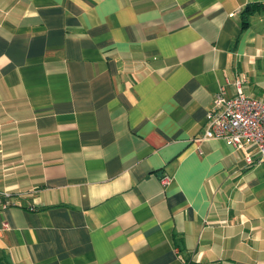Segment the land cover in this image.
Segmentation results:
<instances>
[{
    "label": "crops",
    "instance_id": "1",
    "mask_svg": "<svg viewBox=\"0 0 264 264\" xmlns=\"http://www.w3.org/2000/svg\"><path fill=\"white\" fill-rule=\"evenodd\" d=\"M250 2L0 0V264H264V159L200 137L264 101Z\"/></svg>",
    "mask_w": 264,
    "mask_h": 264
},
{
    "label": "built area",
    "instance_id": "2",
    "mask_svg": "<svg viewBox=\"0 0 264 264\" xmlns=\"http://www.w3.org/2000/svg\"><path fill=\"white\" fill-rule=\"evenodd\" d=\"M241 79L234 78V93L228 95L222 85L215 92L209 109L205 112L201 139L219 138L235 149L252 151L244 153L246 164L264 159V101L247 96L241 90ZM169 177L161 176L165 186ZM8 193L0 191V209L9 205ZM6 227V223L2 224Z\"/></svg>",
    "mask_w": 264,
    "mask_h": 264
},
{
    "label": "trees",
    "instance_id": "3",
    "mask_svg": "<svg viewBox=\"0 0 264 264\" xmlns=\"http://www.w3.org/2000/svg\"><path fill=\"white\" fill-rule=\"evenodd\" d=\"M264 7V4L261 2H250V3H246L239 11V25H240V29H245L248 26V18L249 16L262 9Z\"/></svg>",
    "mask_w": 264,
    "mask_h": 264
}]
</instances>
